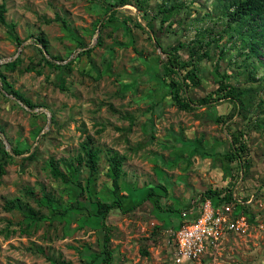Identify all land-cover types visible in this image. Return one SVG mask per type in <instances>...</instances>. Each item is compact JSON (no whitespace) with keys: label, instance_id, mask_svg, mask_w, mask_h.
<instances>
[{"label":"rangeland","instance_id":"1","mask_svg":"<svg viewBox=\"0 0 264 264\" xmlns=\"http://www.w3.org/2000/svg\"><path fill=\"white\" fill-rule=\"evenodd\" d=\"M138 1L143 7L140 12L131 4L117 5L111 7L115 13L108 20L110 12L103 7L113 0H0L6 22L22 41L18 45L10 28L0 22V63L16 56L21 59L17 69L6 71L7 80L32 102L47 106L55 118L51 123L47 107H27L6 93L0 82L4 132L0 138L6 149L11 152L7 137L13 145L36 146L39 152L36 161L25 165L21 158L27 153L14 155L0 176V264H54L47 255L81 264L100 249L101 221L84 227L85 216L80 220L68 215L62 220L47 210L45 221L33 222L19 210L5 208L8 199L28 200L27 188L39 192L43 187L62 205L73 203L75 191L52 178L47 161L53 157L64 171L63 161L75 156L87 135L100 158L92 177V195L112 200L107 157L112 153L123 157L118 194L124 210L113 209L106 219L112 264H178L171 231L182 219L180 212L188 219L195 216L200 194L221 185L226 191L230 187L234 198H251L246 202L250 213H244L246 224L207 245L197 258L179 264H264V128L254 126L264 115V104L262 109L254 104L248 118L236 113L226 123L234 107L226 99L197 102L193 111L178 109L162 85V60L167 53L155 41L170 48L178 42L187 44L196 32L204 31L202 43L208 41L204 49L209 57L198 63L202 83L190 94L200 97L215 89L218 66L237 88H256V100H264V46L256 58H248L241 36L230 37L225 28L231 0ZM142 9L148 14L143 19ZM232 26L239 28V20H232ZM248 28H242L243 33ZM42 33L48 41L46 57L58 63L73 60L70 69L59 73L42 63L35 70L26 68L38 62L36 47L41 45L35 38ZM86 48L88 53H80ZM176 53L181 60L188 59L187 47ZM252 65L256 69L250 75ZM61 81L64 89L58 86ZM226 125L243 131L251 160L250 178L235 184L229 179H237L236 162L227 164L223 157L230 139ZM87 174L86 170L82 174L84 182ZM158 185L166 188L164 196L156 193L127 210L146 196L149 186ZM29 203L38 208L33 200ZM83 203L92 209L88 200Z\"/></svg>","mask_w":264,"mask_h":264},{"label":"trees","instance_id":"2","mask_svg":"<svg viewBox=\"0 0 264 264\" xmlns=\"http://www.w3.org/2000/svg\"><path fill=\"white\" fill-rule=\"evenodd\" d=\"M95 2V0H93ZM138 0H113L111 3H106L104 10L105 12H110L108 20H111L112 16L115 13V9L110 10L111 7L122 5V4H131L134 5L138 11H141L142 6H139ZM144 12L140 15L143 17H147V12L142 9ZM5 5L0 4V22L7 25L13 33V37L18 45L22 43V41L18 38V36L14 33V26L10 23H7L5 20ZM228 14L231 15L230 19H227L226 28L227 32H230V37L232 38V33H236V35H240L242 41L245 42L244 45L247 46L246 56L248 58H256L260 53L259 47L264 46V0H231ZM232 20H239L240 27L232 26ZM127 23V21H125ZM139 25V23L136 21ZM104 20L100 22V26H104ZM153 26V23H152ZM249 26L246 33H243L242 28ZM204 31L196 32L195 38L189 41L187 44L182 42H178L177 45L171 46L170 48L161 47L160 43L156 40L155 45L159 47L164 53H167V58L162 60V85L167 90V95L170 96L171 103L175 105L178 109L193 111L196 105L199 104H208L213 101L219 99H226L230 102H233V109L229 111L226 119L223 123H226L227 120L233 118V116L237 114L241 115L243 118H248V114L251 112V107L256 104L258 108L264 104V100H256L254 99V93L256 88L248 87L247 89H239L236 86L232 85L228 82L229 73L225 71H219L218 66L216 67L218 78L214 80L216 82L217 87L210 91L209 93L200 96L194 97L190 94V90L201 85V78L198 74L199 72V62L206 57H209L208 52L204 49L205 45H208V41L203 42ZM234 36V35H233ZM37 42L40 43L41 47H36L37 52L39 54L38 62H31L29 70H35V66L38 63H42L43 65H50L55 71L59 73H63L64 70L70 69L71 63L73 60H69L65 63H58L55 61L49 60L45 53H48V41L42 34H39L35 38ZM99 39L97 43H99ZM187 47L188 49V59L181 60L177 51L179 48ZM223 49H221L222 52ZM90 51L89 48L83 49L80 53H88ZM54 60H62L60 57L51 56ZM21 62L19 56H16L13 60L5 61L0 63V82L2 89L14 96L17 100L25 104L29 108H34L37 106L47 107L43 104L34 103L29 98L25 97L19 91L13 88L12 84L7 80L6 71H13L17 69ZM259 64H261L259 62ZM254 69H256L255 65H252V70L250 71V75L253 74ZM37 73L41 71L36 69ZM253 78V76H252ZM264 80V73L263 78ZM61 89H64L63 82L58 83ZM198 102V103H197ZM48 108V107H47ZM237 108L238 111H237ZM49 109V108H48ZM262 109V108H261ZM256 108L254 109V111ZM51 112V123L55 121L54 114ZM263 112V110H262ZM215 120L217 122L221 121V116H216ZM260 124L263 125L264 128V115L260 117L256 125V128H259ZM227 130H229L230 139H226L227 149L223 155L224 160L227 164H231L236 162V173L237 179L235 181L230 182L236 183L238 180H245L250 178L251 175V160L248 157V148L243 140V131L240 128H235L234 130L230 129L228 125H226ZM0 132L4 134L3 129L0 128ZM46 137L45 134H42V138ZM7 142L10 144L11 152L6 149V146L2 139L0 138V176H2L6 172V166L14 161V155H20L22 153H27L24 157H22V163L25 162H34L37 160L39 156L38 147H33L32 149L29 146H18L13 145L12 141L7 138ZM108 167L109 173L111 176V184H112V192L113 198L111 201L103 200L97 197L95 194H91V188L93 187V179L92 177L96 175L98 170V162H99V150L94 146V140L87 135L86 138L80 143V149L75 154V156L70 157L67 160H64L63 163L65 165V170H61L57 160L53 157L48 159V166L50 175L52 178L61 181L67 186L71 187L76 193V199L73 203L69 205H62L57 198L48 190H45L43 187L39 189V192H35L30 188L25 190V194L28 200H24V202L19 201L18 198L14 197L8 199L5 204V208L8 210L17 209L24 215L25 218H29L30 221L39 222L45 221L47 218V214L45 213L47 210H50V214L52 216H58L65 220L66 216H78V219L81 220L82 217H86L82 221L81 226L84 227H93L97 226V223L101 221L99 229H102L103 235L101 240V247L98 251L93 254H89L86 257V260H83L81 264H112L113 261V250L111 249V233L110 227L106 223L107 216L109 212L113 209H123V199L118 194L120 189L119 178L122 174V156L118 155V153H112L108 155ZM87 171V176L85 182L82 178V174L84 171ZM230 176V175H229ZM264 185V179L262 180V185ZM159 189L160 191H155V189ZM227 187H208L203 193L200 194L198 198V204H201L204 200L210 199L213 203L214 207L220 206L222 204H230L235 208L234 215L238 216L240 214L249 213L248 206L249 204L245 201L249 200L250 197L241 199L242 202L239 203L233 198L230 191H226ZM156 193L158 195L164 196L166 192V188L158 185L149 186L148 191L146 192V196L141 199V201L133 203L127 210L138 206L145 199L154 196ZM244 198V197H243ZM29 199L33 200L37 205V209L32 207L29 203ZM83 200H88L92 209H89L84 203ZM157 202V199L155 200ZM196 202V201H195ZM190 206V205H189ZM182 213L180 212V215ZM250 214V213H249ZM252 215V214H251ZM182 216V215H181ZM253 215L251 216V218ZM186 218L182 217L179 225L183 224ZM177 226V227H178ZM176 227V228H177ZM157 228V227H156ZM171 236H173L171 234ZM144 254L146 251L144 249L141 250ZM45 253V252H44ZM88 256H90L88 258ZM47 259H49L54 264H71L68 261L58 257H51L47 255Z\"/></svg>","mask_w":264,"mask_h":264},{"label":"built area","instance_id":"3","mask_svg":"<svg viewBox=\"0 0 264 264\" xmlns=\"http://www.w3.org/2000/svg\"><path fill=\"white\" fill-rule=\"evenodd\" d=\"M235 200L242 202L239 196H236ZM234 211L233 205L222 204L214 207L212 201L206 199L200 204L195 216L188 219L183 212L182 217L186 218L184 220L186 222L171 231L175 245V263L197 258L207 245L217 242L225 234L242 229L246 224L245 216L244 214L235 216Z\"/></svg>","mask_w":264,"mask_h":264}]
</instances>
